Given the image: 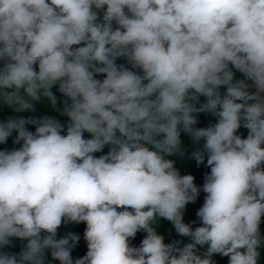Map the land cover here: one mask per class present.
I'll return each instance as SVG.
<instances>
[{
	"label": "clouds",
	"instance_id": "9594fccd",
	"mask_svg": "<svg viewBox=\"0 0 264 264\" xmlns=\"http://www.w3.org/2000/svg\"><path fill=\"white\" fill-rule=\"evenodd\" d=\"M0 65V101L56 108L57 86L68 118L66 134L50 116L0 122V144L14 131L21 144L0 150V249L27 241L0 264H45L46 250L59 264H258L264 0H0ZM198 113L217 122L194 127ZM181 132L204 141L192 158L210 168L194 229L183 213L200 189L170 158L185 155ZM161 218L191 242L165 243ZM62 223L86 224L82 258L71 256L79 235L57 239Z\"/></svg>",
	"mask_w": 264,
	"mask_h": 264
},
{
	"label": "trees",
	"instance_id": "16d2710c",
	"mask_svg": "<svg viewBox=\"0 0 264 264\" xmlns=\"http://www.w3.org/2000/svg\"><path fill=\"white\" fill-rule=\"evenodd\" d=\"M116 63L118 65H124L127 68H131V65L128 63V61L125 58H118ZM2 66V65H0ZM38 70V68H37ZM135 71H140L139 69H134ZM235 79H243V74L235 71ZM95 78L103 80L104 74H98L95 76ZM53 93L58 98V102L61 105L60 113L63 106V101L65 97L62 96V94L58 91V87L54 86L52 88ZM221 93L226 92V87L221 86L220 88ZM206 102L205 97H200V103ZM197 115V124L194 127L201 128V127H208L210 125H213L217 122V117L213 116L211 113H198ZM34 117L36 119L42 118L40 115H34L33 111H25L22 113H17L13 110L12 107H6V108H0V122H5L9 118H17V117ZM61 124L65 125V131L62 134H66V126L68 123V118L64 115H61L60 120H58ZM26 128L29 131H35L34 125H26ZM17 133L14 131L12 135L7 139V142L4 144H0V150H8L11 151L13 149H17L21 146V144L14 143L15 137ZM237 135H240L242 138H246L248 135V129L244 128L243 126L238 130ZM181 140H182V148L185 152L184 156H174L170 157L171 159L175 160V167L180 171L181 175L190 174L194 177V183L195 185L200 189L199 195L195 202H190L186 205V208L183 213V222L186 224H190L192 228L201 226L200 220L198 216L196 215L197 211L200 207H202L204 203V198L206 193L203 192V184L205 182V174L210 173V168L206 166L207 163V156L205 154V160L202 164H197L196 160L192 158V153L198 150H203V143L204 141L201 140L199 143L194 142L193 139L184 132H181ZM22 143V142H21ZM109 151V146H105L102 152L95 153L94 155L99 157L100 155H104ZM159 229L158 234L162 235L164 237L165 243H172L173 241H180V246L183 247L185 244L191 242L189 237H183L180 236L175 228L174 225L163 218H161L159 221ZM86 229V224L80 223H67L60 226V228L57 230V239L63 238L68 232L75 233L79 235L80 239L76 246L73 248L71 252V256L73 258V261L77 258H82L87 253V242L84 240L83 233ZM261 232L262 235H264V219H262L261 223ZM144 238L143 232H138L134 239L131 240V244L133 246H140V243L142 239ZM27 241L21 240L18 238H12L10 246H7L3 249H0V251L9 252V253H15L19 254L22 249L26 246ZM199 253H202L204 251L203 248H199ZM262 256L258 264H264V248L261 249ZM215 264H222L221 262L224 261L228 263L229 258L225 256H221L219 254H214L211 258ZM45 264H59V261L53 260L50 254V250L45 251Z\"/></svg>",
	"mask_w": 264,
	"mask_h": 264
},
{
	"label": "rangeland",
	"instance_id": "374dc122",
	"mask_svg": "<svg viewBox=\"0 0 264 264\" xmlns=\"http://www.w3.org/2000/svg\"><path fill=\"white\" fill-rule=\"evenodd\" d=\"M58 101V98H57ZM35 104V111H33L34 115H40L41 117L43 116H50L52 118H55L57 120H60L61 117V113H60V108L61 105L59 104V102L57 103L56 108H53L51 106V104L47 101L46 98H43L41 101L39 102H34ZM6 107H10L7 104L3 103V101H0V108H6ZM85 138H89V134L85 133ZM156 227V231L158 233V229H159V222H157V224L155 225ZM143 235L145 236L146 234L143 232ZM222 264H228L224 261L221 262Z\"/></svg>",
	"mask_w": 264,
	"mask_h": 264
}]
</instances>
